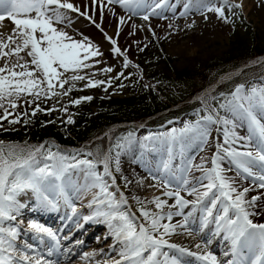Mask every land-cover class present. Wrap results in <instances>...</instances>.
Segmentation results:
<instances>
[{"label":"bare ground","instance_id":"obj_1","mask_svg":"<svg viewBox=\"0 0 264 264\" xmlns=\"http://www.w3.org/2000/svg\"><path fill=\"white\" fill-rule=\"evenodd\" d=\"M232 1L241 6L246 13L259 12L263 16L264 25V0ZM186 2L188 0H151L145 4L140 3V0H48L43 4L42 1L39 14L36 16L41 22L37 25L35 19L32 24L23 27V34L18 39L15 35V41L0 43V96L5 94L8 96L9 92L15 89L14 86L35 84L34 82L41 83L42 89L53 85V89L57 91L60 86L58 82L68 77L63 71L69 67L83 66L96 60H110L115 56L119 59H127L146 82L142 69L134 60L133 45L145 38L150 30L163 28L160 34H164L175 21L178 5L185 6ZM166 5L174 7L167 9ZM143 6L146 8L145 12ZM200 7L198 1L194 2L182 15L183 18ZM3 13L8 12L3 11ZM210 17V30L217 25H223L220 17L215 13L211 12ZM1 29L0 38L4 39V36L8 35H3L5 32ZM206 35L205 29L195 32L184 44V48L183 46L178 48L197 54L200 51L199 44ZM228 76L223 80H227ZM212 90L209 88L207 94L209 95ZM241 93L242 101H249L251 104L248 94L244 91ZM205 94L200 95L203 98ZM251 115L256 116L254 113ZM233 128L243 134L244 116L233 123ZM246 133L250 134L249 130H246ZM158 134L160 135L161 132ZM153 137L154 135L141 137L139 142L132 143L125 151L118 153L115 160L121 168L119 174L114 173L113 179L109 181L106 177L99 175L96 177L95 170L91 166L62 168L61 176L57 179L55 175L61 165L60 160L57 159L41 178H32L30 185L24 186L25 190L15 188L11 190L7 185L4 189L0 188V193L1 191L4 193V198L0 199V244L6 243L9 237H13L11 241L16 244L19 242L20 239L15 236L18 233L14 231L17 230L14 225H17L18 218L30 215L52 217L61 207L62 213H69L72 210V221H85V227L77 232V236L84 235L86 241L81 246L80 241L72 244L71 241L66 240L53 245L49 240L53 230L39 229L41 233L47 235L44 242L36 247L35 254L39 256V264H89L93 261L96 264H143L145 249H149L152 254L151 264H227L232 259H236L235 264H264V251L261 246L264 242V185L259 184L260 181L253 174L255 168L259 169V162L252 158L247 160V179L255 187L250 189L253 194L245 199L243 196L248 192L241 190L235 194L231 192L226 196L233 202H230V205L234 204L231 207L225 204L226 197L220 195L218 182L206 181L210 167L206 165L199 171L196 170L200 161L204 160L202 158L194 161L191 170L188 171L190 180L183 185L177 180L179 171L181 173L186 171L182 166L171 172H158L163 175L160 185L153 186L152 179L148 175L141 179L143 174H155L157 170L147 167L141 169L133 160L126 163L124 160L134 152L136 156L140 155L145 149L144 145L150 146ZM156 144H159V141H156ZM250 147L257 151L256 147ZM257 148L263 152L261 148L264 149V143L258 144ZM207 152L208 150H205L200 155L205 156ZM225 157L226 159L220 161L216 171L224 167L239 172L238 163L229 153ZM214 169L213 166L212 170ZM123 179L128 183L127 187H124ZM259 179L264 182V178ZM178 187L179 191L185 192V197L188 198L185 202L179 204L175 199L163 198V190L168 191L172 188L177 190ZM199 192L203 194L202 197H196L195 194ZM226 192L228 193V190ZM141 194H144L147 200H155V204L151 211L139 216L141 217L139 225H145L143 230L146 242L142 243L143 246L138 254L126 258L125 255L131 252L129 250L134 243L120 239L124 234L118 226L121 223L125 224L124 215H121L119 220L115 215L111 217V213L114 210L122 212L131 202L130 199L138 198ZM26 195L28 197H24ZM212 197L216 201L217 210L203 222L200 219L203 207L210 204L209 200ZM112 200L118 201L113 209L107 207ZM37 203L39 207L35 206ZM134 210L136 212L135 207ZM220 210L226 213L223 219L216 217V213ZM233 220H235L234 226L237 225L242 231L255 234V240L260 248L255 256L233 257L230 253V245L227 242ZM38 226L32 229H37ZM130 233L135 235L136 228L134 227ZM98 238L100 243L96 242L98 245L92 252L97 249L101 254L96 258L82 256L84 248L93 247L91 244ZM20 242L24 243L23 240ZM20 244L7 248L9 251H6L8 254L6 259L10 261L12 257L10 258L9 255H17L13 249ZM117 254L125 255L120 257ZM22 255L25 256V252ZM41 255L46 256V259H42ZM115 255L120 260L123 257L122 261L110 262ZM174 255L178 257L174 258Z\"/></svg>","mask_w":264,"mask_h":264},{"label":"rangeland","instance_id":"obj_2","mask_svg":"<svg viewBox=\"0 0 264 264\" xmlns=\"http://www.w3.org/2000/svg\"><path fill=\"white\" fill-rule=\"evenodd\" d=\"M189 1H191L190 5L198 1V7H201L187 18L176 16L175 21L164 34H160L163 28L150 30L145 38L133 45L134 60L142 69L147 79L146 82L142 80L127 59H119L115 56L110 60H96L91 63L86 62L87 64L83 66L69 67L63 71L64 74H68V77L58 82L60 86L57 91L53 89V85L42 89L41 83L34 82L35 84L14 86L15 89L11 90L8 96L6 94L0 96V188L4 189L7 185L11 190L13 188L25 190L24 186H29L32 178H41L49 169L48 167L54 163L55 159L50 156L54 149L52 146H56L55 141L52 145H48L46 150V158L47 156L49 158H47L46 169L41 168L35 159H30L34 153L32 146L27 147L22 143L10 142L22 141L27 127L33 128L34 131L41 130L43 134L49 135L56 132L63 135L69 132L80 133L82 130H87V128H82L84 122L100 126L101 121L108 120L107 116L118 112L129 114L141 110L145 102L155 100L159 106H163L166 99L179 100L196 92L198 96L205 88L204 81L200 77L181 78L179 77L181 74H198V72L208 71L207 79H211L226 68L234 67V63L240 57L243 56L240 62L246 59L253 50H257L255 44L260 49H264L263 16L259 12L246 13L232 0ZM189 6L186 5L184 11H187ZM211 12L219 16L223 22V25H217L213 30H210L209 26ZM202 29L206 30L207 35L201 40L200 51L197 54L178 48L180 46L184 48L191 34L201 32ZM18 37L20 36H17V39ZM8 41H15L14 36L8 35L4 36V39L0 38V43ZM261 57L264 56L255 57L245 65L252 66L246 72L239 74L230 82H224L221 90L225 92L222 91L220 95H211L206 98L207 102L210 99L212 104L215 102V109L220 110V114L217 113L218 116L205 106H196L191 113L182 115L167 124L160 122L158 126H144V124L135 123L133 125L138 128L123 132L102 164L93 162L86 153H78L74 156L69 154L67 158H60L62 160L60 170L91 166L95 170L96 177L97 175L106 177L109 181L114 177L113 172L119 174L115 160L118 153L125 151L132 143L139 142L141 137L146 135H154L151 143L161 140L168 148V140L173 137L170 136V132L175 131L183 135L182 145L193 141L194 144L204 146L210 141L209 145L212 150L207 161L212 163L219 160L223 154L218 155L214 151L216 138L219 135L223 141H226L229 137L228 132L232 128L231 122H236L244 115V103L240 98V90L244 89L250 95L254 107L261 106L260 98L264 94V62L261 63ZM193 99L188 103H192ZM177 107L173 106L171 109H177ZM219 121L218 131L213 133L214 125ZM123 126H129V124L114 126L106 134L111 137L112 131ZM159 132H161L160 135ZM173 140L175 142V135ZM141 142L143 143V140ZM9 150L14 152H9ZM130 155L135 157L136 154L134 152ZM125 159V161L129 160V158ZM235 159L237 161L240 157H235ZM244 161L247 162L246 156ZM156 170L159 172L160 168L157 167ZM145 175L143 174L141 179L149 175L153 186L162 183V179L156 175L151 173ZM223 176L225 184H230L231 191H238L241 185L245 184L237 183L235 175L229 170H223ZM184 179L186 178H181V180ZM212 180L213 176H209L208 182ZM122 183L124 187H127L128 183L124 179ZM163 192V198L175 199L177 202L180 198L182 203L186 200L185 196L180 197L181 193L176 196L173 190H163ZM196 195H200V192ZM248 196L247 194L245 199H248ZM3 198L4 193L1 191L0 199ZM130 201L123 209L125 224L121 223V229L125 235L120 239L134 243L129 250L132 252L142 248V243L146 239L143 231L145 225H139L141 219L139 216H144L151 211L155 200H147L146 196L141 194ZM209 210L210 207L203 208L202 219L208 217ZM120 213L121 210H118L116 215ZM134 227L137 234L130 237L131 235L128 234ZM147 251L143 264H150L152 260V254L148 249ZM117 255L121 257L125 254ZM118 260L120 258L115 255L110 262H118Z\"/></svg>","mask_w":264,"mask_h":264},{"label":"trees","instance_id":"obj_3","mask_svg":"<svg viewBox=\"0 0 264 264\" xmlns=\"http://www.w3.org/2000/svg\"><path fill=\"white\" fill-rule=\"evenodd\" d=\"M183 77L188 76V74H181ZM158 109H154L152 111V114L156 113ZM122 112L117 113L116 115L111 116L108 121H103L102 127H98V125L91 123V127L88 128L87 133H82L78 138L74 137L76 142H73V146H80L86 142L91 143L90 147H85L90 153L92 151L98 150L99 156L101 157L102 154L107 150L108 142L106 140V137L100 138L101 135L106 131L107 128H109L111 125H114L116 123H122V122H131V121H138L143 119L146 114L143 115H135L132 113L131 115H127L126 113L121 114ZM177 114V113H172ZM125 129H118L116 133H114V137L116 138L117 135H120ZM27 142L29 144H42L48 139L47 135L42 134L40 131L35 132H28L26 134ZM113 137V138H114ZM55 138L60 142L62 140V137L60 134H55Z\"/></svg>","mask_w":264,"mask_h":264}]
</instances>
